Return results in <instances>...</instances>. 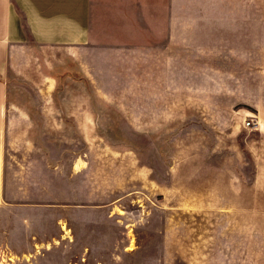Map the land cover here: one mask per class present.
Instances as JSON below:
<instances>
[{
  "label": "rangeland",
  "instance_id": "1",
  "mask_svg": "<svg viewBox=\"0 0 264 264\" xmlns=\"http://www.w3.org/2000/svg\"><path fill=\"white\" fill-rule=\"evenodd\" d=\"M99 5L7 56L0 264H264V0Z\"/></svg>",
  "mask_w": 264,
  "mask_h": 264
},
{
  "label": "crops",
  "instance_id": "2",
  "mask_svg": "<svg viewBox=\"0 0 264 264\" xmlns=\"http://www.w3.org/2000/svg\"><path fill=\"white\" fill-rule=\"evenodd\" d=\"M99 4L100 0H0V206L5 202L8 87L4 73L9 51L30 40L48 46H89L95 41Z\"/></svg>",
  "mask_w": 264,
  "mask_h": 264
},
{
  "label": "built area",
  "instance_id": "3",
  "mask_svg": "<svg viewBox=\"0 0 264 264\" xmlns=\"http://www.w3.org/2000/svg\"><path fill=\"white\" fill-rule=\"evenodd\" d=\"M246 125H247L248 127H253L254 123H253L251 120H247V121H246Z\"/></svg>",
  "mask_w": 264,
  "mask_h": 264
},
{
  "label": "bare ground",
  "instance_id": "4",
  "mask_svg": "<svg viewBox=\"0 0 264 264\" xmlns=\"http://www.w3.org/2000/svg\"><path fill=\"white\" fill-rule=\"evenodd\" d=\"M82 164L80 163V162H78V164H77V167H80ZM83 167V166H82Z\"/></svg>",
  "mask_w": 264,
  "mask_h": 264
},
{
  "label": "trees",
  "instance_id": "5",
  "mask_svg": "<svg viewBox=\"0 0 264 264\" xmlns=\"http://www.w3.org/2000/svg\"><path fill=\"white\" fill-rule=\"evenodd\" d=\"M26 27V26H25Z\"/></svg>",
  "mask_w": 264,
  "mask_h": 264
}]
</instances>
